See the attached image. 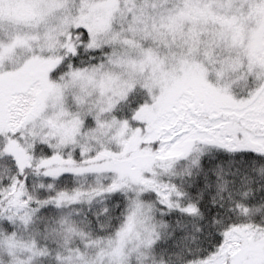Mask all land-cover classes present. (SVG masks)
<instances>
[{
  "label": "snow or ice",
  "instance_id": "6c2138e0",
  "mask_svg": "<svg viewBox=\"0 0 264 264\" xmlns=\"http://www.w3.org/2000/svg\"><path fill=\"white\" fill-rule=\"evenodd\" d=\"M0 264H264V0H0Z\"/></svg>",
  "mask_w": 264,
  "mask_h": 264
}]
</instances>
